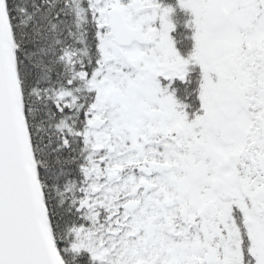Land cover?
<instances>
[{"label": "snow or ice", "instance_id": "1", "mask_svg": "<svg viewBox=\"0 0 264 264\" xmlns=\"http://www.w3.org/2000/svg\"><path fill=\"white\" fill-rule=\"evenodd\" d=\"M0 264H264V0H0Z\"/></svg>", "mask_w": 264, "mask_h": 264}]
</instances>
